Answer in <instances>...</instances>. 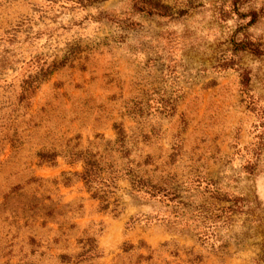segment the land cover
<instances>
[{"label":"rangeland","instance_id":"rangeland-1","mask_svg":"<svg viewBox=\"0 0 264 264\" xmlns=\"http://www.w3.org/2000/svg\"><path fill=\"white\" fill-rule=\"evenodd\" d=\"M162 2L0 0V264H264V0ZM118 123L114 216L70 156L109 152Z\"/></svg>","mask_w":264,"mask_h":264},{"label":"trees","instance_id":"trees-1","mask_svg":"<svg viewBox=\"0 0 264 264\" xmlns=\"http://www.w3.org/2000/svg\"><path fill=\"white\" fill-rule=\"evenodd\" d=\"M133 8L136 12H142L148 15H157V16H171L173 14L171 7L168 4L162 2V0H133ZM259 53V52H256ZM247 77L243 76L241 84L243 86L242 91L247 88L248 84ZM116 130V138L112 144L109 142V152L98 153L90 150L79 151L72 153L70 156V162L81 161L82 162V171L79 173V177L83 181L84 187L87 192L90 194L92 199L99 201L100 210H110L114 216H117L122 211L120 207L119 200L113 197L116 187L117 180L121 175V170L115 165V162L112 158V151H116L119 154V158H126L127 164L132 163L133 161L129 159L130 150L126 148V133L121 124H114ZM39 157L42 161H48L55 163L56 154L54 152H40ZM110 157V158H109ZM149 157L145 160V164L150 163L148 160ZM123 174L130 181L132 190L134 192L140 193L144 196H149L151 198H158L161 201L166 203L178 202L179 195L175 190L168 186H162L160 184L153 183L149 178L139 175L132 167L126 165ZM211 192V198L216 199L219 202L230 200L229 196L225 193H221L219 189L213 188L209 190ZM112 207L110 208V206ZM219 211L218 214L210 212L209 215H203V218L206 220V225L201 226L200 234L204 238L209 237L207 235L210 227L218 221H227L230 218L231 208L229 206H223L222 208H216ZM200 236V237H201ZM91 238H89L90 240ZM200 239V238H199Z\"/></svg>","mask_w":264,"mask_h":264}]
</instances>
